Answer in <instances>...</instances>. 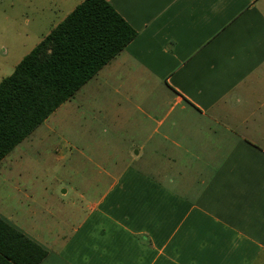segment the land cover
<instances>
[{"label": "crops", "instance_id": "crops-1", "mask_svg": "<svg viewBox=\"0 0 264 264\" xmlns=\"http://www.w3.org/2000/svg\"><path fill=\"white\" fill-rule=\"evenodd\" d=\"M81 1L0 0V81ZM105 1L137 35L0 161V218L39 264H264V0Z\"/></svg>", "mask_w": 264, "mask_h": 264}, {"label": "trees", "instance_id": "trees-1", "mask_svg": "<svg viewBox=\"0 0 264 264\" xmlns=\"http://www.w3.org/2000/svg\"><path fill=\"white\" fill-rule=\"evenodd\" d=\"M136 35L107 1L82 0L0 81V161ZM45 256L0 218V264Z\"/></svg>", "mask_w": 264, "mask_h": 264}, {"label": "rangeland", "instance_id": "rangeland-1", "mask_svg": "<svg viewBox=\"0 0 264 264\" xmlns=\"http://www.w3.org/2000/svg\"><path fill=\"white\" fill-rule=\"evenodd\" d=\"M22 10H23L22 8H20V9L7 8L4 5V13L8 17H12V15L20 17V13L22 12ZM41 171H44V170H40V172ZM51 171L52 172H56L54 168H52ZM65 189L66 188L61 186V183H59L57 185L56 190H57V195L59 196L60 201L64 202V203H67V204H71V203L75 202L76 200H75L74 193L71 192V193H68V194H64ZM48 197H49V195L45 194L44 191H43L42 184L39 183L34 188L33 202H27V201H24V200L11 199V198L7 199L5 202L10 208L18 207L20 209H26L28 207V205H31L32 207H35L34 209H38V208H40L43 205V203L48 201ZM50 201L51 202H55V199L51 198Z\"/></svg>", "mask_w": 264, "mask_h": 264}]
</instances>
